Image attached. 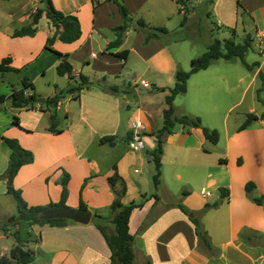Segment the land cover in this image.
I'll return each instance as SVG.
<instances>
[{
	"label": "crops",
	"instance_id": "0c3cea01",
	"mask_svg": "<svg viewBox=\"0 0 264 264\" xmlns=\"http://www.w3.org/2000/svg\"><path fill=\"white\" fill-rule=\"evenodd\" d=\"M25 1L22 0L21 3ZM99 1L101 4L94 9L92 0H52L57 10L66 15L77 16L82 29V36L79 41L73 44L56 41L53 49L69 55L76 78L79 74H83L95 83L120 88V92L111 94L103 92L100 87L96 86L84 89L77 99L74 98L79 102L83 116H87L88 120L90 118L88 115H93L96 124L106 125L108 132L102 135H82L75 130L74 126L69 124L65 130L68 135H32L40 140L42 139L43 146L49 151L53 149L57 152L63 151L61 153L63 156L57 162L55 168L61 166L70 174L69 188H72L74 181V168L75 171H82V176L78 177V188H81L86 180L88 184L82 192L85 194L92 192L97 195L102 192V188L97 185V181L103 173L101 172V162L97 157L89 156V151L92 148L105 147L106 145L115 148L116 137L114 135L119 127L118 117H116L118 101L123 97L122 95L126 96L127 92H130L126 88L122 91L125 86L122 87L120 83L125 75L129 76L126 70L131 57L133 55L138 56L147 65L148 72L154 74L156 82L160 81L158 76L161 74L175 77L176 72L179 69L182 70L177 56L163 42V39L146 45L145 33L136 31L135 28L127 31L119 48L108 50L109 44L116 39L114 29L123 24V18L114 2ZM32 2L36 7L35 10L44 8V4L39 0ZM156 2H158V9ZM124 3L129 9L131 18L134 20L146 19L150 23L168 20L175 13L178 6L173 0H124ZM240 5L254 19L253 25L260 38L256 50H259L258 54L262 56L263 60L254 61L253 64L258 63V66L252 70L246 68L248 75H244L243 71L238 70V67L228 68L221 63L218 65L220 60L215 61L208 69L193 75L187 83V92L191 88L193 89L195 94L193 104L196 107L191 110L192 112L188 116L196 117L194 115H200L198 114V108L208 109L210 113L214 114L221 107L225 96L239 92L236 101L230 107V110L235 109L243 101L246 93L254 86L257 79L260 78V73L264 70V41L262 40L264 37V0H257L256 8L253 11H249L242 4ZM154 9H157L156 12L160 13L159 18L156 20L147 18L145 13L154 12ZM178 13L183 16L186 15L185 12L180 13V8H178ZM31 14L25 13L24 21H26V25L30 22ZM157 24L156 22L155 25ZM237 24L238 22L233 27H236ZM22 28L5 26L0 42L5 50L2 58H12V67L24 71L28 63L27 58L36 53L34 40L37 38L38 33L41 32L42 28L44 29L42 36L43 43H45L49 37L55 34V28L44 17L39 22L35 37L13 38L14 32ZM260 47L262 48L261 51ZM94 49H98V55L93 52ZM44 51L53 54L45 49ZM122 51L129 52L125 61L113 56L114 53ZM79 55L81 56V66L77 69L73 61ZM20 57H22L21 60ZM24 57L26 58L23 59ZM57 62L59 64V61ZM246 63L253 65L247 61ZM241 64L243 65V63ZM89 70L93 71L94 79L88 76ZM229 74L237 79L235 85L228 84L227 77ZM113 78L114 82H112ZM247 79L249 81L245 84L244 81ZM62 80L65 82V88L63 89L56 82L52 97L69 87L70 80L68 77H62ZM173 87L158 84L154 90L167 95L169 93L168 89ZM162 89H166V91L161 92ZM220 93L224 94L222 98L219 97ZM175 101L174 107L176 109ZM62 102L58 107V111ZM18 110L26 111L24 109ZM143 110L139 111L140 117L138 118H141L144 112L150 111L147 107L146 109L144 107ZM38 112L43 113L39 110ZM59 118L62 120L60 115ZM64 120L68 122L69 116L65 115ZM132 121L133 119L126 129L125 140L127 143L131 135ZM144 123L147 127V133L149 126L146 122ZM22 124L23 122L20 120V126ZM253 126L254 124L242 132L235 130L230 135H220L217 145L206 140L200 129H188L180 126L182 128L180 131L173 133V135L164 136L163 141L166 145L162 155L161 182L158 189L153 188L152 192L147 190L146 182L140 177L135 179L136 170L133 171V174L130 169L135 165L134 155L131 157L129 153H125L124 155L120 154L117 158H111L112 166L104 173L103 177L109 182V178L115 175L114 168L116 167L119 177L125 181L127 187V193L122 199V203L125 205L132 201L144 203L142 208L133 211L129 223L130 233L134 237L133 249L136 264H148V262L150 264H264V245L257 240L264 236V217L261 216L264 214V207L253 201V198L264 197V191L261 189V186H264V135H239L255 130ZM262 127L264 128L263 124ZM20 131L24 130L20 129ZM154 131V129H150L148 133L151 134ZM23 136L20 135V137ZM149 136L146 137L149 140L147 148L151 153L157 147V140L154 137L155 141H153V137ZM104 137H114L115 140L113 144H101V139ZM259 144L262 145L260 148L257 146ZM10 154L11 151L8 154V159ZM36 158L34 163L24 166L19 173L28 168V170L33 171L31 168L36 164ZM220 160H225L226 163H221ZM239 160L240 164L238 163ZM67 162L70 164L67 165ZM6 163L10 165V160L6 159ZM166 167L169 168L168 172L165 170ZM184 169L187 170V176L191 179L189 181L196 182L200 186L197 191L191 193L187 191V196L178 199L173 192V184L175 181L182 179ZM52 171L41 175H38L37 172L32 175L31 172L27 181L41 180L42 183V178H47ZM244 172L249 173V176L242 178ZM3 173H0V224L18 214L15 200L7 194L6 176ZM56 173H60V171ZM62 174L63 172L57 174L56 179V185L60 187L55 195V199L58 200L50 202L51 200L48 198L47 202H41L42 206H48L51 203L56 204L60 201L62 187L59 184ZM238 177H240V180H238ZM250 181H254L256 189L251 196H248L245 192V185ZM119 186L120 184L117 183L113 190H118ZM47 187L49 188V186ZM220 188L230 190L228 199H221ZM215 191L218 193L217 195L213 194ZM154 196H157V198ZM195 197L197 198L194 199ZM115 198V195L110 194L107 202V205H109L108 215L101 214V208L97 204L87 206L88 210L92 211L93 215L100 212L99 215L109 219L111 217L110 207ZM211 199L214 200L210 201ZM5 202L6 205L3 204ZM216 202H220V206L205 213L201 217V225L208 233L213 249L218 252L217 256L201 249L195 225L189 220L188 216L177 208V205L182 203L189 210L199 212L206 204ZM28 204L29 206L33 205L30 202ZM111 225L109 222L106 223L107 228ZM111 230L114 232L113 225ZM13 232L14 230L6 233L0 231V259L8 256L16 246V242L11 243V239L14 238ZM30 232L31 243L27 244V249L32 250L35 254V260L32 264H111V251L103 235L93 222L88 225H80L71 221L67 226L60 228L50 227L49 225L43 227L36 225L30 229Z\"/></svg>",
	"mask_w": 264,
	"mask_h": 264
},
{
	"label": "rangeland",
	"instance_id": "374dc122",
	"mask_svg": "<svg viewBox=\"0 0 264 264\" xmlns=\"http://www.w3.org/2000/svg\"><path fill=\"white\" fill-rule=\"evenodd\" d=\"M21 1L22 0H0V39L2 38L1 35L5 26H8L9 28H22L27 24L26 21H24L26 17L25 13L31 14L32 12L36 11V7H34L32 2L34 0H26L24 3H21ZM173 1L176 3L175 0ZM187 1L190 11L187 14V22L184 26L182 25L184 16L178 13V8H180L178 4L177 5L179 7L177 6V11L175 10V13L168 20L156 21L158 23L157 25H155L156 22L150 23L144 19L150 26L163 27L168 30V34L163 36L161 39H163V42L167 44L177 56L183 71H189L190 62L206 53L210 44H212V42L215 40H220L222 42L234 40L236 44H244L248 35H250V37H252L254 40V47L252 48V50H254L247 53L246 61L249 64H253L254 61L263 60L262 56L258 54L259 50H256L258 42L260 43V38L253 25L254 19L251 14L242 8V6L238 8L237 5V2H239L240 4L246 6L249 11H253L256 8L257 0ZM156 3V7L158 9V2ZM157 9H154V12L145 13L147 18L152 20L158 19L160 13L156 12ZM209 13L211 14L210 17L208 16ZM237 22L238 24L236 27H233ZM43 30L44 29L42 28L41 32L38 33L37 38L34 40L36 53L33 56H29L27 58L28 63L26 65V69L21 73L10 72L0 74V96H9L13 90L21 89L24 77L29 78V80L33 82L35 86V92L33 93L39 95L41 99L52 97L54 92V84H57L56 82H58L57 85L62 86L63 89L65 88L66 85H64V80H62V77H60L56 71L58 58L49 52L45 53L43 49L46 44V42L43 43ZM262 40L264 41V37ZM259 49L260 51L262 50L261 47ZM93 52L96 55L99 54L98 49H94ZM4 53V46L0 42V61L4 59L2 58ZM25 58L26 57L23 59ZM80 58V55L76 56L73 61L77 69H79L81 66ZM21 59L22 57H20V60ZM220 63L228 68L238 67V70L243 71L244 75H248L246 67H243L241 64L242 61L240 59H233L231 61L221 59L218 62V65ZM126 72L129 74V76L125 75L121 79L120 84L122 87L125 86L123 87L122 91L127 89L130 92H127L126 96L122 95L123 97L118 101L116 117H118L119 127L114 135L116 137L115 148H110V146L106 145L105 147L99 146L95 149L92 148L89 151V156L97 157L99 162H101V172L103 174L102 176L98 177L99 180L97 181V185L102 188V192L100 195L94 194L92 192H88L86 194L83 193L81 191L82 186L81 188H78L77 186L78 177L82 176V171H75L73 168L74 181L72 183V188H69L70 197L68 198V204H66L67 207L78 209V206L81 202H83L86 206H94L97 204L101 208V214L108 215L109 205H107V202L109 201L110 194L115 195V193L111 183L108 182V180H106V178L103 176L104 173H106L112 166L111 158H117L120 154L124 155L125 153H129L131 157L134 155L135 165L130 169L132 172L136 170V175L133 172L135 179L140 177L144 182H146L147 190H149V192H152L153 188H155L153 182V176L156 172L155 163L152 159L151 161L147 160L146 151H149L147 148L149 140H147L146 137L156 134L157 131L163 128V110L166 108V94L156 92L154 88L158 84L162 86L173 87L176 84V77L161 74L158 76L160 81L156 82L154 79V74L148 72L147 65L136 55L131 57ZM261 73H264V70ZM88 76L94 79V73L92 70H89ZM227 78L229 85L236 84L237 79L235 77H232L229 74ZM261 78L262 77L257 79L254 86L249 89L243 101L235 109L230 110V107L233 102L236 101V96L239 95V92L237 94H228L225 96L224 101L221 103V107H219L214 114L210 113V110L208 109L206 110L204 108H198V114L200 115L194 116L201 118L203 126L212 130H217L220 135H230L235 130H238V128L246 120L248 114L254 113L258 116L264 115V82ZM113 80L114 78L112 79V82H114ZM248 81L249 79L245 80L244 83L247 84ZM144 82L148 83L151 88H144ZM223 96V93L219 94V97L222 98ZM194 97L195 94L192 88L189 92H187V94L178 97L175 101V115L178 117L189 115V113L192 112L191 110L196 107V105L193 104ZM74 98H76V94L73 96L67 95L65 99H63L60 110L57 111L58 115L62 117V120L60 118V132L56 134L50 133L48 131L50 126V113L38 112L39 106L37 109L27 112L12 108L10 101H7L6 103H0V137L18 140L23 148L31 151L34 154V161L37 156L35 162L36 164H34L33 168H31L33 171L28 170L29 168L24 169L22 173H18L15 177H13L12 184L15 189L21 190L24 200L27 203L30 202L33 204L32 206H42L41 202H47L48 198L51 200L50 202L58 200L55 199L57 190L60 188L56 185V179L58 177L57 174L62 173L65 169H62L63 167L61 166L55 168L57 162L63 156L61 155L63 151L57 152V150L54 149L49 151L43 146L42 139L40 140L37 137H33L32 135H68L65 130L69 124L74 126L76 128L75 130H77V132L82 135H102L105 132H108L106 125L96 124L95 120L93 119V115H88L90 118L87 120V116H83L79 102ZM144 107L145 109L146 107L149 108L150 111L144 112L142 117L138 118L140 117L139 111L143 110ZM65 115L69 116L68 122L64 120ZM15 118H19L23 122V124L20 126V129H23L24 131H20L19 128L13 126V121ZM132 119L143 120L148 124L151 130H155L153 133L149 134L148 130L150 129L148 128L147 133H145V148L140 152L130 151L128 143L125 140L126 129L128 128ZM262 124L264 125V119L254 123L253 128L255 130L239 135H264V128L262 127ZM181 129L182 128L179 125H176L173 128L172 134L170 135H173V133H176ZM20 135L24 136L20 137ZM152 137L154 139L155 136ZM153 141H155V139ZM44 143L46 142L44 141ZM165 145L166 143L164 141L162 144V149H164ZM257 146L260 148L262 145L259 144ZM9 153V147L4 142L0 143V173L4 172L3 174H5V176H7V172L9 170V165L6 163V159L9 160ZM66 164L68 165L70 163L67 162ZM165 170L168 172L169 168L166 167ZM29 171L32 172V175L36 174V172L37 174L39 173L38 175L50 173V171L52 172L47 178H42L41 183V180H36L34 182L27 181L31 173ZM57 171H60V173H56ZM242 176V178H245V176H249V173L247 174L244 172ZM7 177H9V175ZM260 177L262 178V175ZM189 180L191 179L187 176V170L184 169L182 179L175 181L173 184V192L176 198L180 199L184 191L191 193L195 190H198L200 185ZM238 180H240V177H238ZM7 182L8 180L6 183ZM87 184L88 182L86 183L85 180L83 185L86 187ZM47 186H49V188ZM261 189L264 191V186H261ZM214 193L216 195L218 194L216 191L213 192V194ZM196 198L197 197L194 199ZM214 199H211L210 201H213ZM3 204L6 205V202ZM259 206L264 207V204ZM95 214L92 221L93 223L96 221ZM261 216L264 217V214ZM112 218L113 216L111 215L109 220ZM111 229L112 225L107 228V232L113 233ZM257 240L262 242L264 245V236ZM15 242V238H12L11 243L14 244Z\"/></svg>",
	"mask_w": 264,
	"mask_h": 264
},
{
	"label": "trees",
	"instance_id": "16d2710c",
	"mask_svg": "<svg viewBox=\"0 0 264 264\" xmlns=\"http://www.w3.org/2000/svg\"><path fill=\"white\" fill-rule=\"evenodd\" d=\"M10 1V0H6ZM44 4V8L37 9L31 16L28 25L24 26L20 30H16L13 34V38H23V37H35L38 31V25L42 18H47L53 28H55V34L49 37L46 41L44 49L52 52L58 58L59 64L56 67L57 74L60 77H68L70 80L69 87L66 90L60 91L53 97L46 98L45 103H41V97L35 92V86L29 78L24 77L22 81V88L19 90H13L9 96H0V103H5L10 101L11 107L15 109H24L26 111H33L39 106V111L50 113V126L48 131L50 133L56 134L60 132V118L57 113L60 103L65 99L67 95H75L78 98L81 91L84 89H90L93 87H100L105 93H118L120 88L118 86H106L101 83H95L91 81L87 76L79 74L76 78L74 75V68L69 60L68 54H62L53 49L56 41H60L64 44H73L81 39L82 29L81 23L77 16L66 15L63 12L57 10L52 2V0H39ZM114 2L118 8L119 12L123 18V24L114 29L116 39L111 42L108 46V50L117 49L121 46L123 42L124 35L131 28H135L136 31H142L145 33V44L148 45L156 40L161 39L163 36L168 34V30L163 27H153L150 26L144 19L134 20L129 15V9L124 3V0H108ZM180 6V13L185 12L187 15L189 13L188 1L187 0H175ZM93 8H97L101 3L99 0H92ZM238 7L241 5L238 2ZM184 16V21L182 25L184 26L187 22V16ZM210 17L211 14L209 13ZM253 38L250 35L245 39L244 44H236L234 40L220 41L215 40L210 44L206 53L197 59H193L190 63V70L183 71L179 69L176 72V84L173 88L168 89L169 93L165 97V102L167 108L163 111V128L152 134L157 140V147L151 151L150 155L153 162L155 163L156 172L153 176V182L155 189H158L161 176H162V155L163 149L162 144L164 143L163 137L170 135L173 132V128L176 125H180L188 129H200L206 140L214 145H217L220 140V133L217 130H212L203 126L202 120L199 117L192 116H181L175 115L174 101L175 99L187 93V83L189 79L196 73L208 69L217 60L231 61L233 59H240L243 65L248 69L252 70L258 66V63L253 65H248L246 63V55L248 52L252 51L253 48ZM128 51H122L114 53L113 56L125 61L128 57ZM21 73V69L12 67V58L7 57L0 61V74L3 73ZM260 77L264 82V73H260ZM166 89H162L161 92H165ZM31 92V94H29ZM264 119V115L258 116L254 113L247 115L246 120L238 128L237 132H242L252 126L254 123ZM13 126L20 127V119L15 118L13 121ZM115 140L114 137H104L101 139V144L110 143L113 144ZM0 141L4 142L10 149L11 154L9 157L10 165L7 172V176L15 177L21 168L24 166L34 163V154L23 148L18 140L0 137ZM221 163H226L225 160H220ZM241 163L240 160L238 162ZM115 175L109 178V182L114 188L117 183L120 184V188L114 189L115 200L112 203L110 210L113 218L111 220L104 218L102 215L95 214V226L103 235L110 251H111V264H136L135 262V252L133 249L134 237L130 233L129 223L130 218L136 209L143 207V202L132 201L125 205L122 203V199L127 193V187L125 181L119 177L116 167L114 168ZM6 176V181L9 177ZM71 176L68 172L63 170L62 179L60 185L62 187V193L60 201L56 204L51 203L48 206H29V204L24 200L21 190L15 189L12 185L9 186L7 182V194L13 197L17 204L18 214L9 218L4 223L0 224L1 232H8L14 230L13 237L16 240V246L10 251L8 256H4L0 259V264H12L17 262L18 264H32L35 260V254L32 250L27 249V244L31 243V232L30 229L33 226H45L50 227H65L71 221L68 220H45L42 218V213L46 209L62 206L65 207L69 198V183ZM85 185L82 186L81 191H83ZM256 189V184L252 181L245 185V192L248 196ZM219 192L221 194V199H228L230 197V190L228 188H220ZM188 192L184 191L182 196H187ZM157 198V196H154ZM254 203L257 205L264 204V197L253 198ZM220 206V202L214 204H206L204 208L199 212H194L189 210L182 203L177 205V208L195 225L196 235L199 240V245L204 251L217 256L218 252L213 249L212 243L208 236V233L203 229L201 225V217L212 209H216ZM80 210H88V207L81 202L79 205ZM109 222L114 226V232L108 233L106 223ZM150 264V262H148Z\"/></svg>",
	"mask_w": 264,
	"mask_h": 264
},
{
	"label": "water",
	"instance_id": "95a60500",
	"mask_svg": "<svg viewBox=\"0 0 264 264\" xmlns=\"http://www.w3.org/2000/svg\"><path fill=\"white\" fill-rule=\"evenodd\" d=\"M46 99H41V103H45ZM147 160L151 161L152 157L150 151H146ZM13 184V176H9L8 185ZM93 213L90 210H80L73 209L70 207L55 206L49 209H46L42 213V218L45 220H68L80 225H88L93 220ZM12 264H18L14 262Z\"/></svg>",
	"mask_w": 264,
	"mask_h": 264
},
{
	"label": "built area",
	"instance_id": "2783aa9c",
	"mask_svg": "<svg viewBox=\"0 0 264 264\" xmlns=\"http://www.w3.org/2000/svg\"><path fill=\"white\" fill-rule=\"evenodd\" d=\"M143 87L149 89L151 86L143 83ZM146 124L142 120H133L131 124V135L128 140V147L132 152H140L145 148Z\"/></svg>",
	"mask_w": 264,
	"mask_h": 264
}]
</instances>
